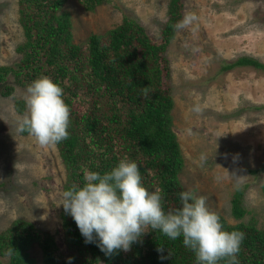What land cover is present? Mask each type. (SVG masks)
<instances>
[{"label": "rangeland", "instance_id": "obj_1", "mask_svg": "<svg viewBox=\"0 0 264 264\" xmlns=\"http://www.w3.org/2000/svg\"><path fill=\"white\" fill-rule=\"evenodd\" d=\"M63 1L59 11L71 19L74 44L90 34L103 35L123 15L136 18L157 38L169 2L110 0L87 11L79 0ZM186 13L198 17L196 31L177 30L165 52L174 132L184 160L180 184L205 197L207 208L232 225L237 221L231 199L242 189L246 214L239 222L264 229V71L222 70L241 56L264 64V0H183L182 19ZM23 42L17 0H0V68L20 61L17 48ZM6 86L11 91L4 95ZM25 91L11 76L0 83V232L14 220H26L48 231L61 254L69 256L59 206L65 169L56 147L41 148L28 133L17 132V121L27 112ZM17 102H23L22 111ZM195 104L200 113L192 111ZM30 253L41 264L40 249L34 246ZM0 262L7 260L0 257Z\"/></svg>", "mask_w": 264, "mask_h": 264}, {"label": "trees", "instance_id": "obj_2", "mask_svg": "<svg viewBox=\"0 0 264 264\" xmlns=\"http://www.w3.org/2000/svg\"><path fill=\"white\" fill-rule=\"evenodd\" d=\"M79 1L85 10L94 11L110 0ZM63 2L17 0L24 36L17 48L21 59L0 68V83L11 76L15 84L27 88L47 76L63 88L70 108L69 138L56 146L65 169L63 191L73 184L83 186V169L104 174L127 157L138 164L142 183L149 191L162 189L166 213L181 207L179 194L185 190L178 175L184 160L174 132V102L165 52L177 31L174 25L182 20L183 0H169L157 38L149 36L136 18L123 15L119 25L103 35L90 34L81 44L72 42L71 19L59 11ZM237 66L264 71V64L250 56H241L223 65L222 70ZM146 87L147 96L142 91ZM6 89L4 95L11 91ZM16 105L17 110H23V102ZM242 195L243 190L236 189L231 199L236 224L218 215L224 230L244 233L237 254L239 264H264V229L253 222H239L246 214ZM60 217L69 256L61 254L48 231L18 219L0 232V257L7 260L5 264H35L30 253L34 246L40 249L41 264H197L182 237L172 241L151 229L130 251L106 256L97 247L98 241L85 243L64 209ZM160 247L162 251H158Z\"/></svg>", "mask_w": 264, "mask_h": 264}, {"label": "clouds", "instance_id": "obj_3", "mask_svg": "<svg viewBox=\"0 0 264 264\" xmlns=\"http://www.w3.org/2000/svg\"><path fill=\"white\" fill-rule=\"evenodd\" d=\"M197 20L194 13H186L174 28L195 32ZM142 91L147 96L149 88ZM63 96V88L51 78L34 80L23 97L27 112L18 119L17 132H27L41 148H54L68 139L70 108ZM192 111L200 113L202 108L195 104ZM83 180V186L73 184L62 192L59 206L75 221L85 243L98 241L97 247L106 256L130 251L151 229L172 241L182 237L197 264H239L237 254L244 233L224 230L219 215L207 208L205 197L183 191L179 194L181 207L166 213L162 189L149 191L142 183L138 164L127 157L104 174L83 169Z\"/></svg>", "mask_w": 264, "mask_h": 264}]
</instances>
